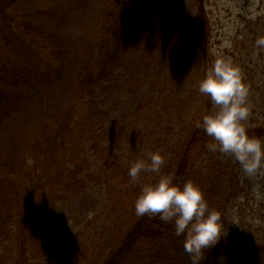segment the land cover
<instances>
[{
	"label": "rangeland",
	"instance_id": "374dc122",
	"mask_svg": "<svg viewBox=\"0 0 264 264\" xmlns=\"http://www.w3.org/2000/svg\"><path fill=\"white\" fill-rule=\"evenodd\" d=\"M8 1L0 0V7ZM127 1L143 13L141 34L108 67L103 53L114 42L111 23ZM194 2L14 0L7 8L15 25L0 29L6 60L0 64V174L13 176L21 201L10 205L13 218L3 216L0 264L17 262L23 251L27 264H190L183 241L169 237H141L118 249L135 220L142 186L173 175L187 133L204 110ZM204 8L210 65L224 59L240 68L249 87L245 123L263 124L257 88L264 86V47L255 41L264 36V0H205ZM27 31L29 44L18 33ZM24 44L35 49V60H22ZM26 68L17 79L16 71ZM157 151L165 156L160 172L141 171L133 180L131 165ZM224 155L241 182L223 215L225 238L263 241L264 170L246 175ZM68 165L79 172L78 188L69 186L64 171L66 183L47 184L56 191L53 202L47 197L48 204L25 209L39 173L52 182ZM221 256L224 264H264L262 255L215 247L201 264H220Z\"/></svg>",
	"mask_w": 264,
	"mask_h": 264
},
{
	"label": "trees",
	"instance_id": "16d2710c",
	"mask_svg": "<svg viewBox=\"0 0 264 264\" xmlns=\"http://www.w3.org/2000/svg\"><path fill=\"white\" fill-rule=\"evenodd\" d=\"M197 4L196 18L198 22V40H200V50H201V59L200 64L195 66L199 80H203L210 68L212 62L213 53L210 51L212 44L210 43L211 35V26L209 23V18L205 15V0H194ZM14 0H9L8 3H2L0 10L2 11V16L0 18L1 28H6V26L15 25L12 22V19L15 18V15L10 14L7 11V8L12 5ZM115 19L111 23V30L113 32L114 42L111 45L105 48L103 53L104 59L106 58L105 64L110 67L112 66L115 56L121 52L123 46L128 44L133 39L134 36L139 33L141 34V21L143 13L142 11L136 9L132 4L127 1L124 6H122L117 13ZM8 22V24H6ZM11 31V29H10ZM14 32V31H12ZM21 35L23 40L27 41L28 44L31 42V39L28 37L29 33L27 32H18ZM17 35V34H16ZM138 35V37H139ZM2 38V37H0ZM17 40V39H16ZM30 40V41H29ZM32 43V42H31ZM23 54H20L23 61L35 60V49L31 45L24 44ZM210 49V50H209ZM56 50V49H55ZM37 52H41L40 49H37ZM56 55L55 57H57ZM58 59V57H57ZM4 55L2 50H0V64H4ZM7 61H12L11 55ZM9 64V62H7ZM12 64V63H10ZM105 68V65H104ZM29 69L16 71L15 75L17 79L24 76ZM19 72L21 73L19 75ZM103 71L99 72V75ZM105 75V74H104ZM100 75V76H104ZM105 77V76H104ZM259 92L258 97L264 102V86L257 88ZM201 99L204 104V110L197 122L194 123L192 129L187 133L186 139L183 143V149L181 152V157L175 165L173 171V179L178 184H183L187 180H193L201 186L204 190L205 196L210 204V206L221 213V218H224V212L236 190H240V180L238 169L233 160L226 158L224 154L218 153L219 151H211L208 149L207 145L213 141V138L208 136L202 127H198V123L202 121V117L207 114L212 108V102L209 96L201 93ZM249 133L253 136L264 138V122L263 124L252 125L249 128ZM48 138V137H47ZM37 146V145H36ZM40 151V150H39ZM200 159V162L198 160ZM36 161V159H34ZM204 162V163H202ZM24 168V166H23ZM61 173L56 180L52 179V182H46L39 173L38 181L36 182L34 189L31 193L26 196L24 202L26 201L25 207L30 206H42L48 204L46 202L47 197L53 202L56 191L48 186V183L51 184H64L67 181L63 177L64 171H67L66 177L70 178L69 186L74 185V189L78 188L79 182L82 180L79 178V172L75 167L70 165L66 166L63 169L59 170ZM121 175L115 176L112 175L113 179L120 178ZM123 178V177H121ZM126 178V177H125ZM51 181V180H48ZM68 184V183H67ZM20 193V188L17 182L14 180L13 176L6 175L2 176L0 174V228L5 227V223L8 221L3 217L5 214L8 217L13 218V213L10 210V205L13 201H21V198L18 197ZM55 194V196H54ZM24 212V210H23ZM127 233L121 239V245L118 250L128 249L132 246L137 239L141 237H169L179 241H184V236H177L174 230V223L164 222L159 219L158 216H153L150 214H145L143 216H135V220L130 224ZM239 241V240H238ZM236 239H227L222 238L221 241L214 246L215 248H224L229 251H240L247 253H254L264 256V239H253L250 242L241 241L238 242ZM75 246V245H73ZM71 246V248L73 247ZM212 247V248H214ZM125 250V251H126ZM19 252V251H18ZM25 252L23 251L20 256L16 255L17 262L13 264H27V258H25ZM25 256V257H22ZM108 262L106 261L107 264Z\"/></svg>",
	"mask_w": 264,
	"mask_h": 264
},
{
	"label": "clouds",
	"instance_id": "9594fccd",
	"mask_svg": "<svg viewBox=\"0 0 264 264\" xmlns=\"http://www.w3.org/2000/svg\"><path fill=\"white\" fill-rule=\"evenodd\" d=\"M255 44L264 47V36H259ZM198 90L212 102L211 110L198 123L213 138L208 149L231 156L246 175L264 170V138L251 135L252 125L245 123L250 112L249 87L240 68L229 60L217 59ZM164 162L161 152H153L148 161H135L128 175L135 180L141 171L158 173ZM27 163H33L31 158ZM135 212L174 223L175 234L184 236L183 248L190 264H201L208 250L228 235L221 213L210 206L204 190L193 180L181 185L171 175H161L157 182L144 184L135 200ZM224 259L220 257V264H224Z\"/></svg>",
	"mask_w": 264,
	"mask_h": 264
}]
</instances>
